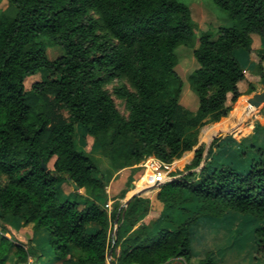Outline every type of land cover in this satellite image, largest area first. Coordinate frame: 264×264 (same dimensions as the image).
I'll return each instance as SVG.
<instances>
[{"label": "trees", "instance_id": "trees-1", "mask_svg": "<svg viewBox=\"0 0 264 264\" xmlns=\"http://www.w3.org/2000/svg\"><path fill=\"white\" fill-rule=\"evenodd\" d=\"M3 1L14 13L0 12L1 219L47 230L54 264H108L112 247L120 248L113 264H189L194 228L224 217L241 218L238 232L253 229L264 255V145L241 149L239 162L206 163L197 176L192 169L204 155L198 148L188 172L157 191L163 210L150 223H140L148 198L134 197L124 218L119 200L111 212L105 207L114 173H137L147 156L172 163L193 149L204 126L228 116L246 78L236 51L250 52L253 34L261 40L264 78V0H213L232 21L215 38L197 31L181 0ZM181 45L193 48L198 63L190 75L196 110L181 104ZM49 47L62 53L50 59ZM39 72L46 77L27 88L26 79ZM77 126L101 148L106 170L93 152L76 147ZM65 180L83 200L59 199ZM11 254L14 264H28L43 252L29 236L17 244L1 236L0 264ZM197 264H216L213 251Z\"/></svg>", "mask_w": 264, "mask_h": 264}, {"label": "rangeland", "instance_id": "rangeland-1", "mask_svg": "<svg viewBox=\"0 0 264 264\" xmlns=\"http://www.w3.org/2000/svg\"><path fill=\"white\" fill-rule=\"evenodd\" d=\"M181 1L190 6L193 19L197 24L198 32H210L215 38L217 37V29L220 26L232 25V21L226 16L224 11L215 5L213 0ZM3 11L8 14L14 13L13 8H8L6 1L0 3V12ZM260 48V37L255 34L250 52L245 49H239L236 51V56L246 74L245 80L239 85L242 95L233 104V108L227 117L218 122L209 123L201 129L198 141L191 151L186 152L181 158L169 163V168H162L168 177V181L181 177L188 172L186 170V165L192 161L195 151L200 147L204 148L201 166L192 169L197 176L199 175L201 167L206 163H208V166L211 168L215 165L224 163L239 162L241 160V149L264 145V101L258 106L251 105V115L244 121L240 120L241 114L251 103L249 99L256 94L264 92V78L261 77L260 71L257 67L259 61L258 51ZM61 53L62 50L59 47H49L47 50L50 59L56 58ZM176 53L179 58L177 71L184 80L181 104L188 109L196 110L198 107V97L190 83V75L198 67L197 60L194 57L193 48L181 45L176 49ZM45 77L46 74L39 72L28 77L25 81V86L30 88L35 81L42 80ZM251 84L256 87L255 91H249ZM112 87L113 85L109 86L110 90H112ZM116 102L119 109L125 113L124 102L119 99H116ZM76 147L80 150L93 152L100 160V166L102 169L106 170L109 167V163L107 159H105L101 148L94 144V138L87 135L85 129L81 126H77L76 128ZM182 160L184 161L181 162ZM48 165L52 168L53 159ZM117 173L113 174L112 178H110V182ZM126 173L127 172L121 173L118 181L121 178L126 177ZM141 173V167L137 172V175L134 172H131L127 182L120 187L117 196L124 197V194L129 191L127 198L125 199L127 200L133 192L141 190L138 188L131 190V184H134V181L140 177ZM157 191H159V189L146 192L141 197L150 200V211L153 210L157 214H161L163 204L156 199ZM79 192L83 193L81 190H79ZM58 196L61 201L83 200L81 195L76 194V189L71 185L69 180L63 181ZM240 221L241 218H236L232 221L225 217L222 219H203L193 231V259L189 264H197L202 258H204L206 252L209 250L213 251L216 258V264H264V255L258 253L256 237L253 229L242 226L240 232L236 231ZM21 226V222L17 219L6 220L0 218V238L1 236H7L12 238L14 244L19 242L26 243L28 234H25V231L19 229ZM4 228L9 232H5ZM24 230H30L31 233L33 232L30 227L29 229ZM37 238L40 240L39 246L42 249L43 255L40 257V261H38L39 257H36L35 255L31 256L28 264H54V253L50 247L48 231L45 229L39 230ZM13 251L14 246L12 248V253ZM7 264H14L13 254L7 257ZM108 264H110L109 261Z\"/></svg>", "mask_w": 264, "mask_h": 264}, {"label": "crops", "instance_id": "crops-1", "mask_svg": "<svg viewBox=\"0 0 264 264\" xmlns=\"http://www.w3.org/2000/svg\"><path fill=\"white\" fill-rule=\"evenodd\" d=\"M254 37H255V34H253V39H254ZM132 169L131 168H125V169H123V170H121V171H119L117 174H116V176L113 178V180L109 183V186H108V189H107V191H108V200H111L112 202H113V206H114V202L115 201H117V200H119L120 202H121V205L122 204H124V202L126 201L125 199L127 198V195H128V192L129 191H127L125 194H124V197H119V196H117V194L119 193V189H120V187L121 186H123V184H125L126 182H127V180H128V177H129V175H131V171ZM123 172H127L126 173V177H124V178H121L119 181H118V179H119V177H120V175H121V173H123ZM136 175H137V173H135ZM135 180V179H134ZM71 185H73L72 183H71ZM132 190V189H131ZM150 191H153V190H150ZM150 191H148V192H150ZM134 193V192H133ZM132 193V194H133ZM131 194V195H132ZM113 210V209H112ZM112 210H110V211H112ZM156 212H154L153 210H151V211H149V213L146 215V217L140 222V223H150L151 221H153V220H156L158 217H159V214L160 213H156ZM124 214H125V212H124ZM123 218H124V215H123ZM9 219V218H8ZM7 220V219H6ZM119 223H116V222H114V226H113V230H112V241H113V231L114 230H116V235H117V229H118V227H119ZM137 226V225H136ZM19 229L21 230V231H25L24 233L25 234H28V236L32 239V241H33V244L35 245V246H37V247H39L40 248V246H39V242H40V240H39V238H37V233H38V231L37 232H32L31 233V231L30 230H24V229H29V227H19ZM116 235H115V237H116ZM116 239V238H115ZM114 244V243H113ZM114 252V255L115 256H118L119 255V252H120V248L118 247L117 249H115L114 251H113V247H112V253ZM43 255V254H42ZM41 257V256H40ZM40 257H39V260L38 261H40ZM111 262H112V254H111ZM113 263V262H112Z\"/></svg>", "mask_w": 264, "mask_h": 264}, {"label": "built area", "instance_id": "built-area-1", "mask_svg": "<svg viewBox=\"0 0 264 264\" xmlns=\"http://www.w3.org/2000/svg\"><path fill=\"white\" fill-rule=\"evenodd\" d=\"M168 164L169 163L162 162L160 159L154 156L145 157L139 164V167L142 169V173L140 177L134 181V188L137 189L140 184V189L144 190L146 188H151L158 184L160 185L168 182V177L166 176L165 171L162 169L163 167L169 168ZM105 207L109 210V212H111L110 210L113 209V202L108 200L105 204Z\"/></svg>", "mask_w": 264, "mask_h": 264}, {"label": "water", "instance_id": "water-1", "mask_svg": "<svg viewBox=\"0 0 264 264\" xmlns=\"http://www.w3.org/2000/svg\"><path fill=\"white\" fill-rule=\"evenodd\" d=\"M252 103H254L253 105L255 106H258L262 101H264V92L260 93V94H256L254 97H251L249 99ZM43 166L46 168V165L43 164ZM163 184H158L154 187H151V188H146L144 190H140V191H137V192H134L125 202L124 204H122L118 210V217L119 215L121 214L122 210V215H124V212H125V208L128 207V205L130 204L131 200L136 197V196H142L143 194H145L146 192L150 191V190H155V189H160V187L162 186ZM73 187L75 189H77V185L73 183ZM131 189L133 190L134 189V184H131ZM116 223H118V219L115 220ZM115 235H116V230L113 231V243H115ZM111 254H112V248L108 251V254H107V259L109 261L110 264H113L111 262Z\"/></svg>", "mask_w": 264, "mask_h": 264}, {"label": "bare ground", "instance_id": "bare-ground-1", "mask_svg": "<svg viewBox=\"0 0 264 264\" xmlns=\"http://www.w3.org/2000/svg\"><path fill=\"white\" fill-rule=\"evenodd\" d=\"M254 103H250L249 104V107H247V109H245V111L241 114V117H240V120L241 121H244V120H246L247 119V117H249L250 115H251V111H250V109L252 108L251 107V105H253ZM184 160H182L181 162H183ZM180 162V163H181ZM138 189H140V184H139V186H138ZM130 194V193H129Z\"/></svg>", "mask_w": 264, "mask_h": 264}]
</instances>
